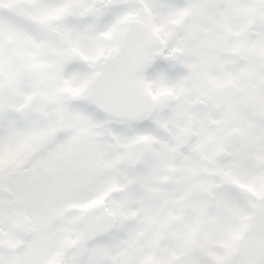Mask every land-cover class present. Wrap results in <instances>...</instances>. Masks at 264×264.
Listing matches in <instances>:
<instances>
[{
	"label": "snow or ice",
	"instance_id": "obj_1",
	"mask_svg": "<svg viewBox=\"0 0 264 264\" xmlns=\"http://www.w3.org/2000/svg\"><path fill=\"white\" fill-rule=\"evenodd\" d=\"M0 264H264V0H0Z\"/></svg>",
	"mask_w": 264,
	"mask_h": 264
}]
</instances>
